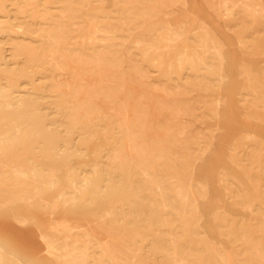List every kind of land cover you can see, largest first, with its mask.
<instances>
[{
	"label": "rangeland",
	"instance_id": "374dc122",
	"mask_svg": "<svg viewBox=\"0 0 264 264\" xmlns=\"http://www.w3.org/2000/svg\"><path fill=\"white\" fill-rule=\"evenodd\" d=\"M0 146L23 264H264V0H0Z\"/></svg>",
	"mask_w": 264,
	"mask_h": 264
},
{
	"label": "bare ground",
	"instance_id": "6f19581e",
	"mask_svg": "<svg viewBox=\"0 0 264 264\" xmlns=\"http://www.w3.org/2000/svg\"><path fill=\"white\" fill-rule=\"evenodd\" d=\"M216 1V0H215ZM220 2V0H219ZM224 4V3H222ZM228 5V3L226 4ZM223 6V5H222ZM30 11V10H29ZM251 11V9H250ZM58 28V27H57ZM60 28H58L59 30ZM16 48V47H15ZM20 50V48H18ZM31 51V50H30ZM20 52V51H19ZM51 53V52H50ZM54 53V52H53ZM56 54V53H55ZM62 55V54H61ZM51 57V56H50ZM49 57V58H50ZM63 58V56H62ZM180 66V65H179ZM57 67V66H56ZM57 69V68H56ZM181 69V68H180ZM74 70V69H73ZM68 88V87H67ZM78 93V92H76ZM74 94V93H73ZM73 96V95H72ZM75 96V94H74ZM74 98V97H72ZM71 110V109H70ZM97 116V114H96ZM71 117V116H70ZM88 117V116H87ZM91 119V118H90ZM73 121V120H72ZM94 121V120H93ZM71 122V121H70ZM76 123V122H75ZM27 127V126H26ZM128 129V128H127ZM21 132V131H20ZM18 139V137H17ZM129 140V139H128ZM156 146V145H155ZM1 147V146H0ZM3 148V147H2ZM123 149V148H122ZM133 153V152H132ZM146 159V158H145ZM141 163V162H140ZM137 165V164H136ZM193 178V177H192ZM190 189V188H189ZM181 191H179L180 193ZM182 193V192H181ZM182 195V194H181ZM73 229V228H72ZM71 229V230H72ZM43 241L44 243L46 244L47 247H52L53 245H55V242L51 239H49L48 237H43ZM3 256H7L8 257V264H23V262L16 256L15 252L12 250V251H7L5 250L3 247L0 246V262L3 260ZM175 261V260H174ZM176 262V261H175Z\"/></svg>",
	"mask_w": 264,
	"mask_h": 264
}]
</instances>
